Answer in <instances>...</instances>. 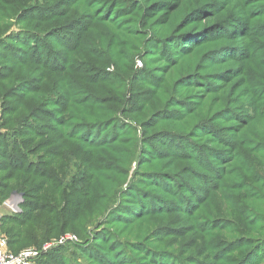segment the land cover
<instances>
[{
	"label": "trees",
	"instance_id": "1",
	"mask_svg": "<svg viewBox=\"0 0 264 264\" xmlns=\"http://www.w3.org/2000/svg\"><path fill=\"white\" fill-rule=\"evenodd\" d=\"M49 1L53 2L54 0ZM177 1L187 4L189 7L197 5V8L202 2V0ZM181 8L182 5L179 4L177 10ZM197 8L184 14L178 24L184 19H186L185 22H188L195 15ZM257 8L258 15L254 17L256 18L254 21L264 15V0H259ZM12 9L16 10V7H12ZM156 10V6L150 8L153 14L157 12ZM191 13L194 14L190 15ZM104 14H106V10L101 12L100 17ZM48 15L43 16L36 10L28 8L23 12L20 21L34 23L40 21L32 22V18L53 16L48 21L55 24L56 14ZM7 16L8 9L3 4V0H0V19L6 21ZM25 18L28 19L25 20ZM213 18L207 16L205 21ZM108 20H112V17L108 18L105 24L109 22ZM209 26L213 27L214 25L211 23ZM250 26L254 32H257V36H262L257 44L263 48L264 24L256 21L254 24L251 22ZM174 28L172 24L171 30L163 36L167 38L174 36L169 41L172 42L174 49L169 47L161 49L168 52L164 61L171 63L168 77L159 84V87H148L151 93L145 92L139 95L140 92L148 90L141 86L140 88L143 90L134 91L128 99L129 86L133 80H131V76L124 79L117 65H115L118 69L117 73L103 72L96 77L97 82L107 79L105 83L112 87V91L118 93L119 100L116 103L108 101L110 98L108 97L109 87L105 90L100 89V92L104 94L102 96L91 90L99 85L89 81L96 71L91 60L80 66L79 77L59 74V70H56L54 80L50 81L46 78L48 69L44 64V58H48L51 54L46 43L38 44L37 39L24 42L20 40L23 35L14 37L13 41L17 42L16 45L8 43L9 37L0 39V44L7 46L15 56L11 65L16 66V70H19L13 78H7L4 73H0V96H8L7 100L14 101L16 104V107H13L5 103V116L14 121L18 120L15 125L17 129L13 128V132L17 131L22 135L25 147L31 142L30 138L40 136L42 139L46 137L45 141H42L43 143L40 141L32 143L25 151L24 147L18 148L17 144L11 142L13 139L11 134L0 135V169L7 167L13 173H17L16 187L25 195V203L22 205L23 213L19 216L3 217L4 234L6 226H13L7 230L9 238L5 234L11 252L16 254L21 252L19 249L23 246V241L33 245L41 243L39 246H42L53 236L72 232L80 239L81 244L67 241L65 245L52 247L39 256L36 264H86L85 262L87 264H141V262L151 263L150 260H158L157 262L160 264L166 257V253H156L150 249L152 238L144 237L142 241L144 245H135L141 241H135L134 238L135 233L149 237L155 230H158L161 225L153 229L152 223L162 222L166 216H169L166 214L168 211L171 216L177 214L179 218L192 225L188 234L198 232L197 234L200 236L198 242H201V245L198 247V252L203 253L200 257L204 260H193L191 264H257L259 262L261 253L264 254V244L255 249L256 245L251 239H254L252 236L257 234L264 240V176H261V172L255 169L254 164H260L258 159L264 158V140L256 136H253L252 139L247 138L244 146V150L247 151L245 153L238 150V144L242 141L239 139L245 131H257L255 128H251L252 124L260 122L264 125L263 101L261 102L262 108L254 105L251 107L253 113H257L256 115H251L247 108H223L216 111L213 116H209L211 118L206 123H203L204 119L198 121L193 127H195L199 139L196 143L191 141L187 143L186 149L189 150L187 152H181V149L174 148L175 144L180 142L178 140L166 142L165 146L168 147V151L161 150V147H155L150 143V140L142 142L133 129L124 130L121 134L112 133L108 138H103V133L99 134L98 127L104 128L103 125L111 118L114 121L111 126H108L110 129L119 123V119L114 116L117 113L134 117L138 114L142 117L151 115L152 124L168 119L162 113L155 114V111H160L156 108L160 105V101L164 102L168 99L166 82L172 72L175 74V82L170 85L172 87L170 98L173 97L182 104H185L183 102L187 98L195 95V93H190L192 89L188 90L182 86L183 84H193V86L201 84L198 88L203 90L212 84L213 81L205 80L207 75H200L196 71L207 72V69L212 65L210 58H214L213 55H208L209 51L207 50L203 51L200 58V50H204L206 46L203 44L199 46L195 44L181 52L183 47H179V45L184 46L191 38H182L184 35L176 36L173 34ZM123 31L115 25L108 26L107 31L105 30L106 33H102L101 37L107 39L109 33L119 37L123 35ZM48 38V41H52V36ZM193 47L196 49L192 54L187 55L186 50H191ZM16 48L18 50L13 52V49ZM75 49L72 45L66 46L64 49V54H68L62 59L65 68L68 67L70 54L75 53ZM25 51L26 53H24ZM196 51L198 55L192 59ZM83 53L88 59H99V57H95L89 45H86ZM170 53H178L175 55L176 59L185 57L184 66L187 64L188 67H193V71L182 73L181 63L174 64L176 59L170 57ZM115 56L122 57L120 51H116ZM104 59L106 60L104 61ZM100 60L105 65L112 64L107 56H103V59ZM52 61L53 59H50L46 65L54 67L51 65ZM55 62L57 63V61ZM194 62L196 64L191 66ZM214 67L215 65H213ZM149 72H143L144 81L147 83H151L149 80L157 79ZM109 77L115 80H109ZM81 81L83 82L81 83ZM52 91L59 94L60 101L47 99L48 93ZM94 96L99 99H94ZM26 103L33 104L24 106ZM51 103H54L50 105L53 106V109H49L50 106L46 107ZM109 104L118 107L108 110L106 106ZM140 107L142 110H139ZM21 110H23L22 114ZM169 110L174 111L175 108L172 107ZM39 111H54L55 113L36 119L33 113ZM107 111H114V114L109 116ZM198 111L199 109L194 113ZM96 112L102 114L99 115ZM233 113L245 115L240 118ZM176 115L178 119L185 114L181 111ZM223 117H227V120L223 121ZM182 119L184 118L182 117ZM131 120L135 121V119ZM99 124L101 125L98 126ZM160 124L161 122L158 123V125ZM257 124L259 125V123ZM257 136L262 138L260 134ZM148 138H150L149 135ZM42 146H46L44 151ZM9 149L15 155H7ZM40 152H44L45 157L43 154L39 162L44 163L43 160L47 159L56 161L53 164H47L49 161H45L43 165H35L32 161L34 157H30V155L35 156V153ZM127 159H131L129 170L134 162L137 163V167L132 179L133 183H129L128 190H125V193L120 195L121 199L118 200L117 196L124 189L123 184L126 181L125 179L121 183L120 178L124 174L118 168ZM179 159L183 162V169H186L180 175L178 172L180 166L177 164ZM57 164L64 172L65 184L60 183V180L55 181L56 174L50 171L51 167ZM38 167H42V169L38 170ZM25 176H30V180H21V177ZM47 187V193L43 195L42 193ZM8 189V183L0 180L1 198L6 196ZM34 205L39 207L34 208ZM39 211H42L43 215L37 217L36 222L26 233L21 235L22 241L17 243L18 235L15 228L19 229L25 222H33L34 212ZM224 214L233 216L232 223L220 220L223 219ZM103 216L107 217L106 221L99 226L100 231L96 233L93 243L89 244L88 228L94 223H99ZM239 222L243 227L238 225ZM224 224L230 225L229 228L232 227L225 228L230 234L237 237H242L238 235L243 233L247 234L243 236L247 237L248 241L244 240L243 246L236 250L243 254L237 261L232 260L234 257L228 256L231 255L230 250L232 249L228 244L230 241L226 242V237L221 238L216 232V230H224ZM214 225L216 227L212 228ZM182 233L184 231L180 232V234ZM133 250L138 252H133ZM141 251H143L142 255ZM148 251L151 254L150 260L143 261ZM207 252H210L209 255H205ZM80 256L86 261L79 262L77 258ZM173 262V264H183L178 261Z\"/></svg>",
	"mask_w": 264,
	"mask_h": 264
},
{
	"label": "rangeland",
	"instance_id": "2",
	"mask_svg": "<svg viewBox=\"0 0 264 264\" xmlns=\"http://www.w3.org/2000/svg\"><path fill=\"white\" fill-rule=\"evenodd\" d=\"M57 1L58 0H54L53 2L49 0H3V4L6 5V8L8 9V16L6 21L0 19V39L3 40L6 37H9L10 41L8 43H13V45H16L17 42L13 41L14 37L23 35L20 40L24 42H26L27 40L34 41L37 39L36 41L38 42V44L40 42L46 43V47L51 54L48 58H44V64L48 69L46 78L50 81L54 80L56 76L54 72L56 70H59V74H66L70 77H79V74L81 72L80 66L86 64L89 60H91L94 67H96V71L95 74H93V78L90 77L89 81L99 84L97 85L98 87H93L91 90L93 92H96L99 96H102L104 94L100 92V89L105 90L109 87L110 91L108 93L110 94L108 97L110 98H108V101L110 103H116V101L119 100L118 93L116 91H112V87L105 83V80L107 79L101 82H97L98 79L96 77L100 73L111 72L112 74H114L117 73L119 69L124 79L125 77L131 76V80H133V82L129 86L130 95L128 99L132 96L131 93H133L134 91L143 90L140 88L141 86H144L145 89L148 90L140 92L139 95L144 94L145 92H147V94L151 93V90L148 87H159V84L164 82V79L168 77L171 63H169L168 61H164L166 55L168 56V52L161 49L168 47L174 49V47L172 46V42H169L170 39H172L174 36L172 35L169 38L163 37L167 32L171 30L172 24L173 28L175 27L173 30V34H175L176 36L184 35L182 38H191V40L184 46L179 45V47H183L180 50L181 52L184 49H187L195 44L196 46L203 44L206 46L204 47V50H200V58L203 51L207 50L209 51L208 55H213L214 57L210 58L213 62L210 61L212 65L207 69L209 72L204 71L200 73L199 71H196L200 75H207L205 77V80L213 81L212 84L206 86L205 90L198 88L201 84H196L195 86H193V84L182 85L185 88H188V90L192 89L190 93H195L194 96L187 98L183 102L185 104H182L180 101H176L173 97L170 98L172 92V87L170 85L175 82V74L174 72L171 73L166 82V85L168 87L167 94H169L168 99H166L164 102L160 101V105L156 106V108L160 109V111H155V114L162 113L168 118L159 121L158 123L161 122L160 125H158V123L152 124L150 119L151 115L142 117V115L138 114L134 117L127 116L122 113H117L114 116L115 118L119 119V123H116L113 128L110 129L108 127L111 126V123H113V118L108 120L106 124L103 125L105 126L104 128L98 127V129L100 130L99 134L103 133V138H108V136H110L112 133L121 134L124 130L133 129L135 130L136 136H138L140 141L142 142L150 140V143H152V145H155V147H161V150L168 151V147L165 146L166 142H174L178 140L180 142L176 143L174 148H176L177 150L181 149V152H187L189 151L188 149H186L187 143L190 141L192 143H196V141L199 139L198 135L196 134L195 127H193L198 121L204 119L203 123H206L211 118L209 116H213L216 111L222 110L223 108H247L251 115L257 114L253 113V109L251 108L253 105L262 108L261 102H264V89H262V87H264V47L262 48L257 44L258 40L262 36H257V32H254V30L250 26L251 22L254 24L256 21L264 24V15L254 21V19H256L254 17L258 15L257 6L259 0H202V2L199 3L198 8L197 5L189 7L187 6V4H182L177 0ZM177 3L182 5V8L179 10H177L179 7V4ZM153 6L157 7V12H155L154 14L150 11V8H152ZM12 7H16V10H13ZM28 8H31V10H36V12L43 14V16H47L50 13L56 14V23L54 24L52 23V21H48L53 16L31 19L32 22L35 20H38L40 22L23 23L22 21H20V18L22 17L23 12ZM195 8H197V10L195 12V15H193L194 17L192 16L188 22H185L186 19H184L180 24H178L184 14L190 12ZM103 10H106V14L100 17ZM192 14L194 13H191L190 15ZM207 16L214 18L205 21V17ZM111 17L112 20H108L109 22L105 24V21L108 18L110 19ZM26 19L28 18H25V20ZM211 23L214 25L213 27L209 26V24L211 25ZM113 25L117 26L119 30L123 29V35L116 37L115 35L109 33V37L107 39H103L101 37L102 33L105 34V30L107 31V27ZM50 36H52V41H48V37ZM163 43L164 45H162ZM2 45L3 44H0V73H4L5 77L7 78H13L19 72V70H16V66L11 65L15 56L7 46ZM69 45H72L73 49H76L74 50L75 53L70 54L71 58L68 61L69 65L67 68H65L64 64L62 63V59L68 56V54H64V49ZM86 45L90 46V49L95 57H99V59H88V57L83 53ZM22 48L24 47L22 46ZM195 49L196 47H193L191 50H186V54H192ZM17 50V48L13 49V52H16ZM116 51H120V54L122 56L121 58L115 56ZM24 53H26V51ZM177 54L170 53V57L175 58V55ZM193 55L194 56L192 57V59H194L195 56L198 55V52L196 51ZM103 56H107V58L111 60L112 64L105 65L104 62H101L102 60L100 59H103ZM59 58L61 59L58 60ZM50 59H53L51 65H54V67H48L46 65ZM185 59L186 58L183 56L177 57L174 64L181 63L180 66H182V73H185L189 70L193 71V67L190 68L187 64L185 65L186 67L184 66ZM105 60L106 59H104V61ZM55 61H57V63ZM116 61L117 63L115 64ZM195 64L196 63L194 62L191 64V66H194ZM115 65L118 66V69ZM213 65H215L214 68ZM144 71H150L149 73H151L153 76H156L157 79L149 80L151 81V83H147L146 81H144ZM26 78L28 79V76H26ZM140 78H142L143 81L140 80ZM108 79L112 81L115 80L112 77H109ZM82 82L83 81H81V83ZM7 99L8 96H0V135L11 134L13 136L11 142L17 144L18 148L24 147L25 151L28 150V146H30L32 143L38 141H40V143H43L42 141H45L46 137L41 139L40 136H36L30 138L31 140L29 141L31 142L28 144V146L25 147L23 145L24 142L23 137H21L22 135L18 134L17 131L13 132V128L17 129L15 125L18 120L14 121L12 120V118L5 116V103H7L8 106L16 107L14 101ZM47 99L60 101L61 97L57 92L52 91L48 93ZM94 99H99V97L94 96ZM33 102H36V100H33ZM28 104L33 103H26L24 106ZM53 104L54 103L47 104L46 107ZM117 107L118 106L114 104H109L108 106H106L108 110H114L117 109ZM172 107L175 108L174 111L169 110V108ZM49 109H53V106H50ZM198 109L199 111L197 113H199V115H196L197 113L194 112ZM139 110H142V107H140ZM181 111L185 115H182L177 119L176 114L177 112ZM20 113L22 114L23 110H21ZM54 113V111H39L33 114L35 115L36 119H39L45 115H53ZM96 114L101 115L102 113L96 112ZM107 114L109 116H112L114 114V111H107ZM233 115H238V117L241 118V116L245 114L233 113ZM182 117L184 119H182ZM129 118L135 119V121ZM225 120H227V117H223V121ZM9 122L11 123L8 126ZM257 123H259V125ZM100 125L101 124H99L98 126ZM144 127H146V129H144ZM251 128H255L257 131L247 130L244 132L245 134L243 133L239 139H242V141H240L238 144V150L244 153L247 152L246 150H244L247 138L252 139L253 136H256L257 138L264 140V125L262 123L255 122L254 124H252ZM18 129H21V127H18ZM259 134L262 136V138L257 136ZM148 135L150 138H148ZM140 145H142V143H140ZM45 147L42 146L43 151ZM238 150L237 154L239 152ZM43 154L44 152H40L37 154L35 153V156L30 155V157H34V160L32 161L35 165H43L45 161H49L47 164H53L54 161H56L55 159H47L43 160L44 163L39 162ZM7 155L15 154L12 153L9 149ZM130 160L131 159H127L120 165V168H118L124 174V176L120 178L121 183H123L126 179L123 184L124 189L120 191L119 196H117L118 200L121 199V196L123 195V193H125V190H128L127 188L129 183H133L132 179L135 174L137 163L134 162L132 164L133 166L129 170ZM258 160L260 164H254L255 169L258 172H261V176H264V158H259ZM177 164L180 166L178 170L180 175L185 172L186 169H183V162L180 161V159ZM41 169L42 167H38V170ZM50 171L56 174L55 181L60 180V183L65 184L64 179L66 177L64 176V172L61 171L59 164L52 166ZM66 176L68 177L69 175ZM29 178L30 176H25L21 177V180L28 181L30 180ZM0 180L4 182L6 181V183H8L9 185L6 196L4 198H1L0 195V214L5 218L21 215L24 211L22 205L25 203V195L18 191L16 187L17 173H13L7 167H1ZM47 190L48 187L43 191L42 194L45 195L47 193ZM152 191L156 192L155 190ZM20 194H23V197H20ZM36 207L39 206L34 205V208ZM166 214H169V216H166L162 222L152 223L151 227H153V229L158 225L161 226L160 228H158V230H155L154 233H152L149 237L138 235L135 233L134 240L141 241V243H137L135 245H144V242H142L144 237L152 238L150 249H152L156 253H166V257L162 262H160V264H173V261H178L183 264H191L193 260H204L202 259V257H200L203 255V253L198 252V247L201 245V242H198V240L200 239L199 234H197L198 232L188 234V231L192 227V225H189L186 220L179 218L177 214H173L171 216V213L168 211L166 212ZM33 215V222H25L24 225H21L19 229H17V227L15 228L18 235L17 243L22 241L21 235L26 233V231L32 226V224L36 222L37 217L43 215V213L42 211H39L34 212ZM106 218L107 217L103 216L100 219L99 223H94L88 228L89 244L93 243L94 239L96 238V233L100 231L98 229L99 226L105 223ZM222 218L223 219L220 220H227L228 222L232 223L231 220L233 219V216L231 214H224ZM171 219L173 220L170 222ZM238 225L242 226L240 222L238 223ZM228 226L230 225L224 224V230H216V232L221 236V238L226 237V242L230 241V243L228 244L232 247V249L230 250L231 255L228 256L234 257L232 258V260L235 259L237 261L243 254L236 250L243 246L242 242L244 240L248 241V238L243 236L247 234L243 233L241 235H238L242 237H237L236 235L230 234L225 230V228H229ZM12 227L13 226L10 225L5 227V234L7 235V237V230ZM215 227L216 226L214 225L212 228ZM183 231L184 233L180 234V232ZM67 235L76 236V234L72 232H67L65 234H62L61 236H53L49 241L44 242L42 246H39L41 243L33 245L29 244L26 241H23V246L19 250L22 251L29 248H42L43 246L50 243H53V247H55L58 246L57 242L62 237H65ZM259 236L260 235L254 234L252 237H254V239H258ZM262 238L263 237H260L258 240L251 239V241L256 245L254 247L255 249L263 246L264 240H262ZM68 241L81 244L80 239H78L77 241ZM66 243L67 242H65L63 245H65ZM133 252L138 251L133 250ZM142 252L143 251L139 253L142 255ZM209 253L210 252L204 254L209 255ZM150 256L151 254L148 251L146 256L143 258V261H145V259L150 260ZM170 257L173 258L169 259ZM77 259L79 262H82V260L84 262L86 261L82 256L78 257ZM157 261L150 260L151 263L141 262V264H158ZM85 263L87 264V262ZM257 264H264V254L261 253L260 260Z\"/></svg>",
	"mask_w": 264,
	"mask_h": 264
},
{
	"label": "built area",
	"instance_id": "3",
	"mask_svg": "<svg viewBox=\"0 0 264 264\" xmlns=\"http://www.w3.org/2000/svg\"><path fill=\"white\" fill-rule=\"evenodd\" d=\"M68 240L77 241V237L67 235L62 237L57 244L62 245ZM54 246L53 243L47 244L42 248H29L19 253H13L9 249L8 238L3 231V216L0 214V264H36L37 259L43 253Z\"/></svg>",
	"mask_w": 264,
	"mask_h": 264
},
{
	"label": "water",
	"instance_id": "4",
	"mask_svg": "<svg viewBox=\"0 0 264 264\" xmlns=\"http://www.w3.org/2000/svg\"><path fill=\"white\" fill-rule=\"evenodd\" d=\"M20 197H23V194H20Z\"/></svg>",
	"mask_w": 264,
	"mask_h": 264
}]
</instances>
